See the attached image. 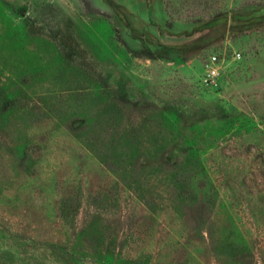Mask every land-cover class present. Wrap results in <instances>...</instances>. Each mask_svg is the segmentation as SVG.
<instances>
[{
  "label": "rangeland",
  "instance_id": "374dc122",
  "mask_svg": "<svg viewBox=\"0 0 264 264\" xmlns=\"http://www.w3.org/2000/svg\"><path fill=\"white\" fill-rule=\"evenodd\" d=\"M0 264H264V0H0Z\"/></svg>",
  "mask_w": 264,
  "mask_h": 264
},
{
  "label": "built area",
  "instance_id": "2783aa9c",
  "mask_svg": "<svg viewBox=\"0 0 264 264\" xmlns=\"http://www.w3.org/2000/svg\"><path fill=\"white\" fill-rule=\"evenodd\" d=\"M236 58L237 59L240 58L239 53L235 54V59ZM220 64H221V61L219 59H217L216 56H211L209 58L208 66L206 69L205 81L212 82V81H214L220 77Z\"/></svg>",
  "mask_w": 264,
  "mask_h": 264
}]
</instances>
